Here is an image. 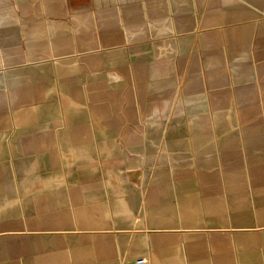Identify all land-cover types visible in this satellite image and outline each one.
<instances>
[{"label": "crops", "instance_id": "obj_1", "mask_svg": "<svg viewBox=\"0 0 264 264\" xmlns=\"http://www.w3.org/2000/svg\"><path fill=\"white\" fill-rule=\"evenodd\" d=\"M0 264H264V0H0Z\"/></svg>", "mask_w": 264, "mask_h": 264}]
</instances>
